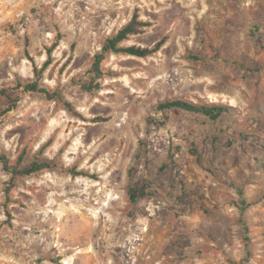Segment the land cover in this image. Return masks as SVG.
<instances>
[{
    "label": "rangeland",
    "instance_id": "obj_1",
    "mask_svg": "<svg viewBox=\"0 0 264 264\" xmlns=\"http://www.w3.org/2000/svg\"><path fill=\"white\" fill-rule=\"evenodd\" d=\"M134 16L150 27L123 45L165 44L109 53L86 92ZM55 42L41 83L60 97L0 98V151L51 164L12 180L0 163V264H264V0H0V86L35 81ZM169 99L231 111L154 112Z\"/></svg>",
    "mask_w": 264,
    "mask_h": 264
},
{
    "label": "trees",
    "instance_id": "obj_2",
    "mask_svg": "<svg viewBox=\"0 0 264 264\" xmlns=\"http://www.w3.org/2000/svg\"><path fill=\"white\" fill-rule=\"evenodd\" d=\"M150 27V24L138 21V17L134 16L132 20L120 29L113 37L106 39L101 51L94 56L92 63V69L89 71V78L86 83L83 84V88L88 93H95L102 88L101 80L104 76L108 75L103 67L104 61L107 59L109 53L123 54L137 58H147L160 51L165 44L166 39L155 44L153 48L141 47L136 45L125 46L123 43L129 39L131 35H137ZM255 29V28H254ZM58 43L55 42L53 47L47 51L48 59L43 63L39 69L34 59H30L32 66L34 67L37 78L35 81H25L18 77L13 83H8L0 86V98L6 99L8 108L15 109L21 97L25 94H39L46 99L53 101L60 97L58 90H53L50 87L41 83L43 72H46L53 61V51L57 47ZM71 59V58H70ZM15 95V96H14ZM231 111L230 107L215 104H197L182 99L166 100L159 103L154 112L159 114H166L168 112H187L194 115H202L207 117L212 122H218L225 115ZM0 113V118L3 116ZM102 118H95L94 122H99ZM152 122H156L155 119H150ZM251 138L257 137V135H251ZM262 138V137H260ZM44 147L41 148L39 153H36L33 158L28 154L27 149L23 150L17 158L12 161L9 154L2 153L0 151V163L3 166L5 172H7L12 180L18 178H25L36 175L48 168L51 164L47 157L43 156ZM75 176H89L86 171H78L74 168L68 170ZM130 177L133 174V169L129 171ZM128 196L132 203H136L138 200L144 199L150 196L148 186H133L128 188ZM243 203H246L244 201Z\"/></svg>",
    "mask_w": 264,
    "mask_h": 264
}]
</instances>
